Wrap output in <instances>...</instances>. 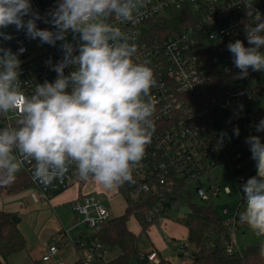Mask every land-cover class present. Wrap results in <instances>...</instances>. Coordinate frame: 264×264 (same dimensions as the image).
Wrapping results in <instances>:
<instances>
[{"label": "clouds", "instance_id": "obj_1", "mask_svg": "<svg viewBox=\"0 0 264 264\" xmlns=\"http://www.w3.org/2000/svg\"><path fill=\"white\" fill-rule=\"evenodd\" d=\"M145 4L54 0L41 14L32 0H0V120L7 121L0 126V186H10L24 165L33 162L32 179L45 187L62 179L71 165L80 180L92 179L104 189L134 182L133 171L156 128L158 101L152 89L158 82L147 61L134 60L137 46L117 23H139ZM245 12L255 21L245 31L247 46L240 39L226 46L239 70L234 79L247 78L250 69L264 72V15L252 6ZM11 26L62 53L55 63L51 57L45 61L56 73L54 81L35 83L28 94L20 79V56L27 49L22 42L16 52L4 46L14 38L5 31ZM243 109L240 104L234 117L240 118ZM255 131L264 132V118ZM232 134L239 137L238 125ZM226 135L222 132L221 139ZM245 143L256 174L240 186L243 209L238 219L264 237V139L250 134ZM260 255L264 257V244Z\"/></svg>", "mask_w": 264, "mask_h": 264}, {"label": "built area", "instance_id": "obj_2", "mask_svg": "<svg viewBox=\"0 0 264 264\" xmlns=\"http://www.w3.org/2000/svg\"><path fill=\"white\" fill-rule=\"evenodd\" d=\"M32 3L41 14L54 6V1L32 0ZM250 6L264 15V0H146L139 23H117L127 33L130 42L137 46L134 60L138 63L147 61L158 82V86L152 89V95L158 101L155 132L143 159L133 171L134 182H128L132 197L143 193L158 194L156 205L146 218L149 223L166 219L161 216L165 210L184 214L183 209L188 210V198L192 202L197 198L214 204L215 199L230 194V189H223L219 183L210 182L206 189L199 183L216 167L229 165L239 190L242 183L256 174L245 138L251 134L264 139V132L255 131V125L264 118V72L250 69L247 78L234 79L239 70L234 67L232 55L226 47L236 39L244 41L247 46L246 28L255 24L254 19L246 16L245 10ZM172 8L185 10L189 22L170 32L153 35L151 23ZM38 26L49 27L42 22H38ZM5 31L14 37L4 42L5 47L16 52L18 42H22L27 49L20 56L24 92L31 93L35 83H43L45 79L54 81L56 73L46 66L45 61L51 57L55 63L61 58L58 46L46 44L47 51L32 54L30 49L39 40H29L14 26ZM240 104L244 109L237 119L234 113L239 112ZM6 123L0 120V126ZM236 125L240 129L238 138L232 134ZM222 132L227 133L223 139ZM34 169V162L26 164L21 173L27 176L29 189L36 190L38 199L45 202L54 194L68 190L77 175L75 165H71L62 179L45 187L32 179ZM240 193L238 207H225L221 214L230 233L224 243L225 251L232 256L243 255L233 238L235 231L246 226L238 219V213L243 209V194ZM73 211L82 217L81 222L65 231V243L46 245L41 262L67 264L66 260L57 257L62 247L71 244L83 253L84 264H106L109 250L97 235L104 223L112 218L109 210L90 193L74 202ZM79 225L88 226L93 235L85 237L79 233L73 236L72 231ZM179 252L187 253L188 250L181 245ZM140 257L150 264L161 263L160 253L155 248L145 250Z\"/></svg>", "mask_w": 264, "mask_h": 264}, {"label": "trees", "instance_id": "obj_3", "mask_svg": "<svg viewBox=\"0 0 264 264\" xmlns=\"http://www.w3.org/2000/svg\"><path fill=\"white\" fill-rule=\"evenodd\" d=\"M189 15L185 10L170 9L165 15L154 20L152 24L153 35L170 32L175 28L186 25ZM26 175L18 173L16 180L10 186H0V194H17L29 189ZM126 202L123 215L111 218L104 223L97 238L109 250L106 264H150L141 259V237L129 229L131 218L141 225L142 232L149 233L150 228L158 223L146 221L147 215L156 205L157 193L141 194L132 197L128 182L117 187ZM178 194V193H176ZM188 214H181L174 220L175 223L187 230V238L183 244L188 250L184 256L191 260L189 264H264V257L260 255L261 245H251L242 251L243 255H228L224 243L229 239V230L224 226L221 214L215 204H199L187 199ZM171 211L165 210L161 216L171 219ZM16 214L0 211V264L10 257L26 251L27 240L19 225L13 222ZM149 249V248H148ZM147 249V250H148ZM146 250V251H147ZM182 254V252H180ZM160 264H171L161 254ZM109 258V259H108ZM72 264H84L80 258Z\"/></svg>", "mask_w": 264, "mask_h": 264}, {"label": "rangeland", "instance_id": "obj_4", "mask_svg": "<svg viewBox=\"0 0 264 264\" xmlns=\"http://www.w3.org/2000/svg\"><path fill=\"white\" fill-rule=\"evenodd\" d=\"M41 1L43 3H51L54 0H41ZM69 39H71V36H69ZM46 47H47L46 44L41 45L40 42H38L31 47L30 52L32 54L45 52L47 51ZM75 180H80L78 178V175H75ZM88 181L89 183L87 184H85L86 181H82L81 185L82 186L86 185L87 189L88 188L90 189V187L93 188L92 190L89 191H93V194L96 196V198L102 203V205H104L109 210L110 216L112 218L123 215V213L125 212V199L121 194H119L116 188L104 189L97 182L93 180L91 181V179H89ZM210 182L219 183L223 189L224 188L230 189V194H224L222 198L219 199L217 198L214 200V204L218 207L220 214L223 213V208L225 207H229L230 209H234L238 207V205L241 203V193L236 183L235 176L229 165L224 164L219 167H216L215 169L212 170L210 175H205L199 181L203 189H206ZM12 195L0 194L1 206H4L3 200ZM196 202L199 204H204V202L200 201L197 198H196ZM63 211L65 212L67 219L71 221L72 224V221L75 218V214L71 212L72 211L71 209L70 210L63 209ZM78 217H79L78 222H80V219H82V217L81 216ZM178 217H180V213L175 211L171 215V220L174 221ZM163 220L164 219H160L158 223L152 226L155 229H151L152 227L150 228V236L142 232L141 225L134 219L129 221L128 226L132 232L140 235L141 237L140 247L142 250H147L148 248L152 247L154 243V245L157 246V248L161 251L163 257L168 261H170L171 264H189L191 262L190 258L188 256H181L182 254L185 253L183 252L181 254L179 252L180 246L183 245L186 240L185 228L179 224L178 225L170 224L169 227L164 228ZM25 222L26 221L20 224L25 237L27 236L26 239L28 238V240H31L32 243H37L36 232L33 230V227L30 224L27 223L26 225ZM71 224L66 227L70 228ZM79 226L80 229H84L86 233L93 234V230H91L88 226L85 225H79ZM170 227L173 228V230ZM150 238L152 239L153 243L151 242ZM233 238L237 249L241 251L245 250L247 247L251 245L264 244V237H257L247 225L241 228L240 230L235 231ZM28 253H31V251H29ZM61 253L67 256L66 260H68L70 263H73L74 260L80 258L81 255L83 254L82 252H78L76 248L71 244L65 245L61 249Z\"/></svg>", "mask_w": 264, "mask_h": 264}, {"label": "crops", "instance_id": "obj_5", "mask_svg": "<svg viewBox=\"0 0 264 264\" xmlns=\"http://www.w3.org/2000/svg\"><path fill=\"white\" fill-rule=\"evenodd\" d=\"M81 182H82L81 180H75L74 184L68 190L62 193L54 194L51 197V199L47 202L40 201L37 197V192L34 189H27L23 192L14 194L3 200L4 206H1L0 204V211H6L9 213L16 214L18 217L21 218L20 223H24V221H26L25 222L26 225L27 223L30 224L33 227V230L37 234V238H36L37 243H32L31 240H28L27 238L26 239L28 243L27 250L10 257L7 261H3L2 264H44L41 262V258L45 246L51 243L62 244V242L64 243L66 242L65 231L73 228L74 226H77L81 222V219L80 222H78L79 217L73 211L74 202L79 200L83 195L93 193V191H89L93 189L92 187H90V189L89 188L87 189L86 185L85 186L81 185ZM87 183H89V181L85 182V184ZM63 209L66 210L71 209L72 210L71 212L75 214V218L73 219L72 224L71 221L67 219ZM125 209H126V202H125ZM132 219L135 220V218H131L130 220ZM70 224L71 227L67 228L66 226H69ZM170 224L178 225L171 219L166 218L163 220L164 228L169 227ZM19 227L23 232L21 228V224H19ZM151 229H155V228L152 227ZM171 229L173 230V228ZM79 233H82L85 237H91L93 235L86 233L84 229H80V226L79 228H76L74 231H72L73 236ZM148 235L150 236V230ZM186 238H187V230H186ZM150 240L153 243L151 238ZM150 248H155L162 255L161 251L157 248V246L154 245V243L153 246ZM29 251H31V253H28ZM112 256H113L112 254H109L108 257L111 258ZM80 258L74 261L76 262ZM57 259L66 260L67 256L63 253H60ZM66 261L68 264H72L68 260ZM51 264H55V263H51Z\"/></svg>", "mask_w": 264, "mask_h": 264}, {"label": "water", "instance_id": "obj_6", "mask_svg": "<svg viewBox=\"0 0 264 264\" xmlns=\"http://www.w3.org/2000/svg\"><path fill=\"white\" fill-rule=\"evenodd\" d=\"M182 213H184V214H188L189 211L186 210V209H183ZM13 222H14L15 224L19 225L20 222H21V218L18 217V216H14V217H13ZM181 256H184V254H182Z\"/></svg>", "mask_w": 264, "mask_h": 264}]
</instances>
